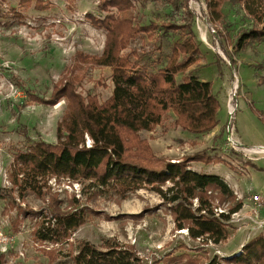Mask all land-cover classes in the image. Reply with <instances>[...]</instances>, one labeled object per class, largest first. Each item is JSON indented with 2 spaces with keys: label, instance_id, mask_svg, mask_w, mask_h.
I'll return each instance as SVG.
<instances>
[{
  "label": "rangeland",
  "instance_id": "374dc122",
  "mask_svg": "<svg viewBox=\"0 0 264 264\" xmlns=\"http://www.w3.org/2000/svg\"><path fill=\"white\" fill-rule=\"evenodd\" d=\"M43 1L47 9L40 11L34 6L24 7L21 0H0L2 192L12 190L9 174L18 152L39 140L56 144L59 123L77 113L79 103L103 104L113 95L111 68L84 62L76 56L81 53L99 57L104 51L105 30L95 28L86 16H105L99 9L100 0H83L86 7L82 13L75 11L76 1ZM132 1L133 8L128 14L131 23L157 28L127 36L124 53H136L139 63H145L150 72H155L165 66L174 45L185 40L183 30H167L166 26L191 25L201 49L200 60L177 80L180 83L184 76L199 72L214 84V92L221 97L220 123L211 133L195 135L184 131L170 112L151 132L125 133L129 143L134 146L144 141L158 159L184 163L190 170L209 175L216 174L207 171L215 164L232 165L227 156L234 153L229 144L230 132L241 139L244 147L264 145V41L250 42L238 52L216 34L222 32L235 44L242 33L254 27L240 0H230L224 5L226 19L220 26L209 23L205 0ZM222 47H226L228 55ZM227 98L231 103L230 113ZM91 144L87 137V147ZM263 157L264 153L238 156L235 160L239 162L233 169L245 166L244 159ZM47 186L40 198L30 192L22 198L15 189L10 199H0V264H73L69 253L81 242L100 248L108 241L131 247L144 264H190L188 259L205 264L215 256L223 258L214 244L192 240L186 230H175L169 205L149 188L124 199L113 191L93 197L94 189L63 179H51ZM170 186L168 183L163 189ZM235 197L242 203L245 200ZM71 199H76L79 208L88 215L86 224L68 242L37 241L35 232L48 215L49 207L54 203L66 210ZM230 206L229 202H214L217 214L228 212ZM244 207L243 204L237 213L239 216H249L244 213ZM247 221L235 222L242 227ZM230 225L231 233L238 229L232 220Z\"/></svg>",
  "mask_w": 264,
  "mask_h": 264
},
{
  "label": "trees",
  "instance_id": "16d2710c",
  "mask_svg": "<svg viewBox=\"0 0 264 264\" xmlns=\"http://www.w3.org/2000/svg\"><path fill=\"white\" fill-rule=\"evenodd\" d=\"M228 1L205 0L209 23L216 26L224 23L223 7ZM240 2L254 27L242 33L235 44L222 32L216 33L238 52L250 42L264 41V0ZM21 3L27 8L47 9L43 0H21ZM132 8V0H100L99 9L105 16H86L95 28L105 30L104 51L99 57L76 54L84 62L111 68L112 97L103 104L79 103L77 113L59 123L56 144L39 140L18 152L9 174L12 190L0 191V199H10L15 189L22 198L28 192L43 197L51 179L87 186L95 190L93 197L113 191L125 199L131 193L149 188L169 205L175 230H186L189 238L206 244L226 243L232 236V217L243 208L229 185L220 176L190 170L184 163L158 159L144 141L133 146L125 136V133L153 131L170 112L184 131L205 135L218 127L220 109L211 82L193 74L184 76L180 83L177 80L200 60L201 49L191 25L166 26L167 30H183L185 40L174 45L165 66L155 72H150L145 63H139L136 53H124L127 36L157 28L134 26L128 15ZM222 49L228 55L226 47ZM87 137L92 142L89 147ZM168 183L171 186L164 190ZM217 200L231 203L229 211L217 214L214 207ZM87 220L88 215L79 208L76 199L69 201L66 210L53 203L35 238L42 243L68 242ZM76 249L69 253L73 264H144L131 247L116 241H108L100 248L81 242ZM222 259L215 256L205 264H264V235L248 241L239 255ZM188 262L198 264L192 259Z\"/></svg>",
  "mask_w": 264,
  "mask_h": 264
},
{
  "label": "crops",
  "instance_id": "0c3cea01",
  "mask_svg": "<svg viewBox=\"0 0 264 264\" xmlns=\"http://www.w3.org/2000/svg\"><path fill=\"white\" fill-rule=\"evenodd\" d=\"M76 7L75 11L83 12L86 3L83 2V0L76 1ZM206 39L208 38V34L205 33ZM194 69L193 71H195ZM195 77L199 78L200 80L204 82H208L207 78L204 76H200L199 72H196L193 74ZM224 78H227V74L223 72ZM236 77L238 78V81L240 82V78L238 74L236 73ZM214 85V84H212ZM213 94L215 97L217 96L216 93L213 90ZM231 92L228 94L230 96ZM220 95L217 96L219 102H220ZM237 104V103H236ZM227 107L229 108V113L232 110L231 109V103L230 99L227 98L226 102ZM220 123V122H219ZM240 143H242L241 139H238ZM243 144V143H242ZM256 147H246V148H258V147H264L263 144H255ZM244 147V146H243ZM230 158V162L232 165L225 166L222 163L215 164L213 168H207V171H211L209 173H216L215 175L220 176L233 190L236 196H239L240 199L244 200L246 195L252 194L259 195L264 197V157L259 159H247L243 160L242 163H245V166H240L239 169L235 170L233 169V166H235V163H238V160H235L238 156H243L245 158V154L241 151L234 150V153L232 155H227ZM223 160L224 157H222ZM235 161V162H234ZM241 164V163H240ZM239 164V165H240ZM194 170V169H192ZM195 171V170H194ZM197 172V171H196ZM206 173V172H202ZM246 198L243 202L244 204V213L248 214L249 217H252V210L251 207L253 206V203L251 201V197ZM249 208V209H248ZM264 221V208H262L259 212V219ZM235 224V227L238 229L232 233V236L229 238V240L226 243L215 245L218 249V252H220L221 256L223 258L232 257L238 254V252H242V249L247 244L248 241L255 238L256 236L263 234L264 235V226L263 228L256 232L254 230H257V227L255 224L251 221L245 222V226L238 225L235 221L232 222Z\"/></svg>",
  "mask_w": 264,
  "mask_h": 264
},
{
  "label": "built area",
  "instance_id": "2783aa9c",
  "mask_svg": "<svg viewBox=\"0 0 264 264\" xmlns=\"http://www.w3.org/2000/svg\"><path fill=\"white\" fill-rule=\"evenodd\" d=\"M229 144L233 150L241 151L245 154V156H249L251 154H263L264 153V147H258V148H246L243 147L238 139H236L233 135V133L230 132L229 136ZM251 201L253 203V206L251 207L252 210V217L246 216V215H238L235 214L232 219L233 221L239 222L241 219L251 221L255 224L257 229H262L264 226V221L258 220L259 219V212L262 208H264V197L259 195H254L251 197ZM243 216V217H241Z\"/></svg>",
  "mask_w": 264,
  "mask_h": 264
},
{
  "label": "bare ground",
  "instance_id": "6f19581e",
  "mask_svg": "<svg viewBox=\"0 0 264 264\" xmlns=\"http://www.w3.org/2000/svg\"><path fill=\"white\" fill-rule=\"evenodd\" d=\"M232 109V108H231ZM185 232V231H184Z\"/></svg>",
  "mask_w": 264,
  "mask_h": 264
}]
</instances>
